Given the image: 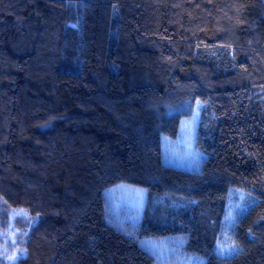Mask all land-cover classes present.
<instances>
[{
	"label": "trees",
	"instance_id": "16d2710c",
	"mask_svg": "<svg viewBox=\"0 0 264 264\" xmlns=\"http://www.w3.org/2000/svg\"><path fill=\"white\" fill-rule=\"evenodd\" d=\"M194 100L203 157L164 165ZM118 183L146 191L133 225ZM232 189L253 203L227 231ZM176 236L264 264V0H0V264H153L139 241Z\"/></svg>",
	"mask_w": 264,
	"mask_h": 264
},
{
	"label": "rangeland",
	"instance_id": "374dc122",
	"mask_svg": "<svg viewBox=\"0 0 264 264\" xmlns=\"http://www.w3.org/2000/svg\"><path fill=\"white\" fill-rule=\"evenodd\" d=\"M185 105H188L185 103ZM201 102L183 108L168 110L167 114L180 113L178 135L175 139L160 137L163 151L162 163L181 169H196L203 155L194 147V138L199 118ZM109 214H112L120 227L133 225L143 209L146 197L144 188L118 183L105 191ZM253 203L248 192L232 189L228 192L223 223L228 231L234 218L244 213ZM12 219V217H10ZM142 248L154 257L153 264H204L205 257L189 253L184 248V240L180 236L140 240ZM239 248L234 245L227 232L224 231L214 246V255L230 257Z\"/></svg>",
	"mask_w": 264,
	"mask_h": 264
}]
</instances>
